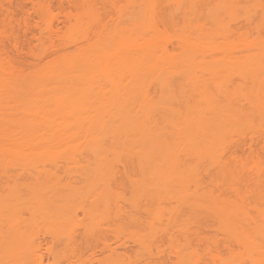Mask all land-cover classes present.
<instances>
[{
    "label": "bare ground",
    "instance_id": "bare-ground-1",
    "mask_svg": "<svg viewBox=\"0 0 264 264\" xmlns=\"http://www.w3.org/2000/svg\"><path fill=\"white\" fill-rule=\"evenodd\" d=\"M30 1L37 9L44 3ZM96 1L83 0L78 17V13L71 17L72 12L64 16L79 36L80 40L75 41L79 44L73 42V51L60 53L50 60L39 73L40 78L39 74L30 77L32 75L22 72L23 66L20 67L23 70L17 67V62L8 59L10 57L0 47V163L23 168L34 165L37 158L43 159L41 163L45 158L105 159L115 166L121 163L132 193L130 205L139 203L140 195L141 199L147 197L155 201H161L164 195L168 200L172 197L178 204H173L170 220L176 221L174 212L184 205L192 211L208 212L225 234L226 257L217 244L214 250H206L209 256L206 259L199 258L198 252V256L191 253L184 243L175 245L178 263L245 264L246 261V264H264V192H261L264 186L252 190L260 202L255 203L256 214L251 215L247 208L254 205L248 202L252 192L241 191L237 186L241 169L222 156L228 152L227 137L234 124L242 125L244 121L246 124L255 116L260 121L264 118V88H261L264 73L260 72V62H264V37L259 33L254 36L247 29L233 31L229 25V21L239 22V18L251 25L255 11L262 10L264 15V0H176L175 8L171 3L175 0H124L122 8L110 0L117 7L116 12L120 10L124 17V25L117 30L108 28L105 23V0ZM163 1L173 8L169 11L171 20L175 19L176 15L172 18L174 11L183 18L181 32L177 35L179 26L173 30L177 40L171 50L167 47L170 36L162 31L164 27L158 28L167 17L161 13ZM100 9H104L103 12ZM47 28L51 30V26ZM228 35L233 37L224 38ZM220 36L224 38L222 43L217 41ZM214 49L216 56L212 54ZM222 63L242 75L237 78L243 81V88L239 84L237 92V88H231L228 73L224 74L230 70L223 68ZM175 70L189 82L186 92L181 83L177 84L179 81L173 85L169 82L174 80L171 77ZM194 78L204 80V85L197 90L191 87ZM208 80L214 84L210 85ZM107 81L112 84L108 86L111 90L101 91ZM247 84L254 90L252 87L247 90ZM176 89L184 90L190 100L185 99L183 104ZM101 94L102 97L98 96ZM103 95H107L106 102L111 95L109 105L99 103ZM234 101L235 104L245 103L247 107L243 108L245 104H242L243 109L236 107ZM249 147L251 149L252 144ZM37 161L35 164H40ZM201 161L216 167L214 188L199 182L198 163ZM192 181L194 187L190 189ZM226 189L237 198L226 195ZM122 192L118 198L124 201L128 212V190ZM176 225L180 230L177 231H184L179 223ZM86 242L84 239L79 243L80 251L85 252L83 249L90 247ZM102 245L101 251L109 247L107 242ZM94 253L95 250L92 259Z\"/></svg>",
    "mask_w": 264,
    "mask_h": 264
},
{
    "label": "rangeland",
    "instance_id": "rangeland-1",
    "mask_svg": "<svg viewBox=\"0 0 264 264\" xmlns=\"http://www.w3.org/2000/svg\"><path fill=\"white\" fill-rule=\"evenodd\" d=\"M38 1H42L41 3L47 1V4L45 3V5L43 3L42 5L45 6L42 8L41 5L38 7L39 9H37L30 0H0L1 50L3 49L10 57L8 58L6 56L8 59L17 62L15 63L17 67L20 68L22 65L25 70L22 68L20 69L23 70L22 72L27 73L24 74L32 75L30 77H35V75L38 77V74L45 69V66L50 60L52 61L60 53L73 51L75 43L79 44V41H75L80 40L77 33L72 31L70 24L67 23L68 20L65 19L64 16L72 12V17V14L78 13L81 10L80 4L83 0H75V4L72 3L73 1L70 2L69 0ZM107 1L108 0H105L106 6H104L106 7V14L103 13V15H106L104 16L106 17V19H104L106 20L105 23L108 24V28L110 27L112 30H117L124 25V17L121 15L120 10L116 12L117 10L115 8L117 7L111 3L113 0H109L108 3ZM114 1H116V5L119 3L121 8L122 5H125L124 0ZM95 2L97 1L95 0ZM174 2L177 1L171 2L175 8ZM3 7L9 9L8 12H10L8 13L7 9L5 11ZM118 9L120 8L118 7ZM171 9L173 8H171L170 3L164 1L161 3V13L167 17L166 21H164L166 23L162 22L164 26L158 24L160 26L158 28L164 27L162 31L165 30L166 34L170 36L169 39L171 42H169L170 40L168 41L169 43L167 42V47H169L170 50L177 40L173 32L177 31L178 35L181 32L180 29H183L181 28L183 25L181 14L178 12L175 13L174 11L172 18L176 15L175 19L171 20L169 12ZM102 10L101 12H103ZM261 11L262 10H257L254 12L252 16L254 22L251 25H246L241 18H239L240 20L237 19L239 22L229 21V25L233 31L247 29V32L254 36L259 33L264 37V15ZM78 16L79 13L76 17ZM24 20L28 22V24H26ZM73 21H75V19ZM158 23H161L160 20ZM176 23H179V25L176 26ZM47 25L51 26V30L47 28ZM178 26L179 29L177 28ZM175 29L176 31H173ZM230 34L232 35L233 33ZM231 35L224 36V38H232L233 36ZM224 38L220 36L217 41L222 43ZM14 43L17 44L14 45ZM216 53L217 50L214 49L212 54L216 56ZM261 63L262 69L260 67V72L263 74L264 62H260V64ZM194 64L197 65L199 63ZM221 66L226 68L228 65L222 63ZM226 69L230 70V73L224 71V74L227 75L228 73V77L230 78V81H228L231 83V88L235 90L238 86L237 84L243 88V81L237 78V76L241 77L242 75L238 72L236 73L233 68L227 67ZM244 73L247 75L254 74L253 72ZM245 74L244 76H247ZM38 78H40V74ZM171 78L174 79L172 81L169 80L170 83L173 82L171 83L172 85L179 81L177 84L181 83V87H184L185 92L187 90L186 88H189V82L183 80L184 78L179 71L175 70V74H173ZM192 80V89L197 90L204 85V80L202 82L197 78ZM208 83H210V85L214 84L213 82L211 84L209 80ZM255 83L259 85L257 80H255ZM109 84L107 81L103 86L106 87L103 88L99 85V89H101L100 87H102L101 91L108 88L110 89V87H108L110 86ZM256 84L254 87L255 89ZM119 85H121V83ZM154 85L155 84L151 85V87ZM250 85L253 86L251 81ZM247 86L249 87L248 84ZM151 87L149 86L150 89ZM248 87H246V89L251 90V87H249L250 89H248ZM231 88L229 87V89ZM261 88L263 89L264 86ZM184 90L179 92L177 90V93L181 95L179 97L183 101V104L185 99L190 100L189 97L185 95ZM237 90L238 88L235 91L237 92ZM239 94L240 93H237L236 95L239 96ZM98 96L102 97V94ZM106 96L107 95H103V99L99 101V103H102L101 106L103 104L109 105L110 102L108 103V101L111 95L108 96L109 99L107 102L104 100ZM237 101L240 102L239 100ZM244 101L246 102L247 100L244 99ZM238 102L236 103L237 106L235 101L233 104H235L236 107L239 105L240 108H242V104H245ZM177 103L176 106L178 105ZM179 103L181 104L182 102ZM244 106H246V104L243 105V108L247 107ZM251 110L253 109L251 108ZM251 116L253 115L251 114ZM247 118L246 120H248ZM251 118L253 119L248 121L249 124H245V121L242 125L240 123V125L234 124V127L230 130V134L229 132L227 133L229 136H226L228 138L226 148L229 153L227 152V154L225 151L227 149H225L224 153L227 155L224 154L222 156L241 169V175L237 180V186L241 191L251 190L252 194L248 196V202L252 205L254 203V205L248 207L247 210L251 215H255V203L260 201L256 198L252 190L264 186V118H261L263 121H260V118H257V116ZM251 139L252 142L255 139V142L252 143L250 141ZM251 144L252 148L250 149L249 145ZM45 159L46 160L41 163L40 161L43 159L37 158V163L39 162L40 164L36 165L35 160L34 165H29L30 167L27 165V169L25 167L24 169L21 165H16L19 167H12V164L3 165L0 163V264H53V262L61 263V261H63L64 264L66 262L67 264L68 262L69 264H83L85 261H87V264L91 262V264H99L100 262V264H181L177 262V247L175 245H182L184 243L188 244L187 246L190 247L188 248L191 249V253L197 256L200 254L199 258L204 257L207 259L208 257L209 259L206 250L209 248L214 250L215 244L218 245V248L222 249V251H220L221 253L224 252L223 255L226 257L228 252L224 245L226 236L217 228L218 223L216 219L208 212H196L186 208L184 205L183 207L182 205L181 207L178 205L180 209L175 208L178 213L174 212L177 214L176 221L170 220L169 218L172 216L169 217V214L173 211L172 206L173 204L176 206L178 203L176 204L175 199L172 197L171 199L169 198V200L165 199V195L161 196L163 200L159 197L161 201H155V199H149L147 197L141 199L142 196L140 195L141 201L139 199V203L137 202L136 205H130L129 199L132 193L130 189H128L129 185L127 186V178L124 175L123 164L116 163L117 166H115L106 163L105 159H100V161L98 159L97 161V159L94 158L85 160H81V158ZM94 160L98 163L94 162ZM88 163L90 164L88 165ZM99 163L100 165H98ZM20 166L22 168H20ZM112 167H115L116 170ZM114 171H116V173ZM132 173L135 174V171H132ZM215 173L216 167L214 165H209L206 161L198 163V177L201 185L214 188ZM210 176L213 178H210ZM193 187L194 181L190 183V189ZM125 190H128V212L126 211L127 207L124 201L121 200L120 202L121 198H118L120 191L122 192ZM262 190L261 192L263 193L264 189ZM224 193L228 196L232 195L229 189H226ZM232 198L236 199L237 197L232 195ZM155 213H160V215L158 214L159 218H157L158 215ZM153 214L157 215V219ZM176 222L179 223V227H183L184 231L179 232L180 230ZM182 233L185 236L181 235ZM84 239L87 240L86 243H88L90 247L83 250L87 253L91 249V253L88 252L87 255L85 252L80 251L82 248L79 247L78 249L79 243H83ZM177 240L179 241L178 243ZM105 242L109 244V247L101 251L100 247H103L102 244ZM186 247L185 249H187ZM98 249L99 251H96ZM30 250L31 252L33 251L32 254ZM35 250L37 251L35 252ZM94 250L96 254H93V260L92 251ZM34 252L35 254L39 253L35 255ZM32 255H34V257ZM87 256L90 257L89 260H87ZM62 257L65 258V260ZM199 261L201 262V259H199ZM84 264H86V262Z\"/></svg>",
    "mask_w": 264,
    "mask_h": 264
}]
</instances>
